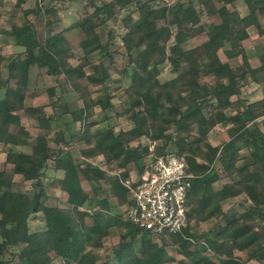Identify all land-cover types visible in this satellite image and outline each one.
Wrapping results in <instances>:
<instances>
[{"label": "trees", "instance_id": "obj_1", "mask_svg": "<svg viewBox=\"0 0 264 264\" xmlns=\"http://www.w3.org/2000/svg\"><path fill=\"white\" fill-rule=\"evenodd\" d=\"M25 1L16 0L18 20L2 29L22 49L8 60L0 52V88H5L0 97V142L7 145L11 163L0 169V264H165L176 260L168 244L184 255L178 264H245L236 250L264 264V129L257 120L264 115V96L252 101L240 97L250 78L264 71V53L261 64L252 67L242 42L251 25L264 32V0H87L86 7L94 8L56 31L51 27L62 18L57 0H37L35 7H24ZM239 2L246 5L245 14L238 10ZM199 7L208 20L202 21ZM41 16L43 38L36 23ZM119 16L120 41L111 30L98 32ZM69 29L81 30L78 57L76 44L65 35ZM189 32L206 34L207 39L187 47ZM171 39L175 42L168 45ZM222 47L230 59L221 58ZM96 52L99 57L92 59ZM74 55L77 63L70 60ZM239 56L243 62L234 64L232 58ZM166 61L176 74L163 80L161 66ZM4 67L6 79L1 76ZM33 67H45L55 77L56 84L45 89L48 103L28 100L41 94L32 87L38 86L37 80L31 81ZM114 72L120 74L115 81ZM113 85L118 86L115 92L109 90ZM89 86H103V93L95 98ZM68 91L75 93L76 107L66 97ZM116 96L133 126L94 129L109 118ZM21 113L48 132L31 139ZM219 123L227 126L230 139L213 144L208 135ZM15 145H30L31 150ZM170 148L185 157L195 175L189 220L216 217L213 235L198 236L189 226L163 231L160 243L125 216L132 200L123 180L135 168L142 172L148 155L156 157ZM243 148L249 150L252 164L240 154ZM98 155L104 156L106 168L92 161ZM50 165L63 170L48 185L62 191L54 205L47 203L50 193L42 180ZM220 165L228 180L216 188ZM107 170L119 173L109 175ZM17 173L32 181V191L15 188ZM84 179L93 190L83 187ZM102 180L110 182L104 196ZM241 194L251 201L249 206L235 215L224 211L223 200ZM37 218L43 223L33 228L31 219ZM113 229L120 239L107 245ZM100 248L106 250L103 257Z\"/></svg>", "mask_w": 264, "mask_h": 264}, {"label": "rangeland", "instance_id": "obj_2", "mask_svg": "<svg viewBox=\"0 0 264 264\" xmlns=\"http://www.w3.org/2000/svg\"><path fill=\"white\" fill-rule=\"evenodd\" d=\"M36 1L37 0H26L25 3L27 6H36ZM169 1V3H173L176 0H167ZM86 2L87 0H57L56 4H59L62 8V10L60 11V15H61V19L58 20L52 27L51 29L53 31L59 30L64 28L65 26H67L68 24H70L72 21L77 20L78 18H80L81 16H83V14L85 13V10H92L94 7H86ZM24 3V4H25ZM219 4V3H218ZM238 10L241 12V14H245L247 12V7L243 2H239L238 5ZM200 10V15L202 18V21H206L208 20V13L206 12L205 9H202V7H199ZM127 10V9H126ZM125 9L122 12L125 13L127 12ZM87 12V11H86ZM121 14V15H122ZM20 15V9L15 5V0H0V52L6 57V59H10V57H12V55H14L17 50H19L20 48L18 46H16L13 42L12 39H10L7 34L5 32H2V29L5 27H10V25L15 22L16 20H18V16ZM120 15V16H121ZM120 16L117 18H113L111 20H109V22L104 25V26H100L98 27V32L100 34H107L108 30L112 31V34L114 35L115 38L120 37V34L122 32V23L120 20ZM34 17V15H33ZM37 26L39 28L40 31V37L43 38L44 34H45V28L43 25V18L41 16V18L39 17L36 20ZM263 26H264V22H263ZM78 31H76L75 35L72 33V41H74V43L76 44V56H80L82 54V50L80 49L79 43H78V39L79 36H81V30L79 31V29H77ZM249 30V36L242 40L243 45L246 47L248 55L250 57L249 62L250 65L252 67H257L261 64V54L264 53V32L261 33L259 31V29L254 26L251 25L248 27ZM68 31V30H67ZM69 34V33H68ZM71 34V33H70ZM7 39H10L9 41H7ZM207 39V35L206 34H202V35H196L193 34L192 32H189L188 34V39L185 43V45L187 47H193L195 45H198L200 43H202L204 40ZM117 42L120 41V38L116 39ZM175 40L171 39V41L169 42L168 45H170L171 43H174ZM10 43H13L11 45H9ZM168 51H170L168 49ZM170 53V52H168ZM219 54L221 56V58L223 60H228L230 59L227 54L225 53L224 47L219 49ZM76 56H72L70 57V60L73 61L74 63L77 62V58ZM99 57L98 52L93 53L91 55L92 59H97ZM117 60L119 63L122 62V58L121 55H117ZM232 62L234 64L237 63H241L243 62L242 57L239 56L237 58H232ZM162 71H161V75L160 77L164 80V79H168L171 78L172 76H174L176 73L173 72L171 64L166 61L163 63V65L161 66ZM31 81L32 84L36 83V80L38 83H36V85L38 86H32L34 88V90H37L38 92H41L40 95H33V96H29L28 100H31L33 103L34 101L36 102H40L41 103H48L51 99H49V95L46 92V88L50 85L56 84V80L54 76H51L49 74H47L46 72L43 73L40 71H36L32 72L31 74ZM1 76L3 77V79H6L8 77V71L7 69H3V72L1 74ZM120 76L119 73L114 72L113 73V80L117 79ZM257 79L253 80L252 78H250L249 82L246 83L243 87H242V92L240 94V97L242 98V100L244 101H252L255 100L259 97L264 96V71H259L257 73ZM114 80V81H115ZM90 90L92 91V94L95 98L98 97L99 94H101V88L103 86H89ZM118 86H111L110 87V91L111 92H115L117 91L116 88ZM122 87V86H121ZM59 90V89H58ZM60 91V90H59ZM5 92V88H0V97H2L4 95ZM31 92V91H30ZM29 92V94H30ZM103 93V92H102ZM75 93L72 91H68L66 94V97L71 100V104L72 107H76L79 104L78 99H75ZM237 95H233L232 98L233 100L237 99ZM30 101V102H31ZM114 102H115V108L113 110H109V118H106L105 121L99 123L98 125H96L94 127V129L98 128V127H102V126H108V125H112L115 127V129L118 131L120 129H128L130 127L133 126L134 122L132 119H130L123 110V107L121 106V100L119 96L114 97ZM240 105L237 103L236 107H239ZM48 112L52 111V107L48 106L47 107ZM101 108L100 106H96V111L100 112ZM22 116V123L30 130L31 132V139H34L39 133H47L48 131L46 129H41L39 128L36 123H34V120L29 119L28 117H26L24 115V113H21ZM101 117V115L99 116ZM258 122L260 123L261 127L264 129V115H261L257 118ZM80 123H78L79 125ZM80 126V125H79ZM55 135V134H54ZM53 135V137H54ZM209 139L213 144H222L223 142H225L226 140L230 139V134L228 132L227 126L224 124H217L216 126L213 127V129L209 132ZM146 137V136H145ZM144 137V138H145ZM143 140V139H142ZM144 142L149 141L148 138H146V140H143ZM84 144V143H83ZM7 145H5L3 142H0V169H8L11 167V163L8 162L6 154H7ZM16 149L21 150H31V146L30 145H21L18 146ZM74 156L78 157V154L74 151ZM240 154L242 155V157L249 162L250 164H252L253 162V158L251 156V154L249 153V150L247 148H243L240 150ZM92 161L96 162V163H104L105 158L104 156H96L94 158H92ZM52 163V162H51ZM106 166V165H105ZM47 173L45 176H43L42 180L44 182V184L46 185V188L48 190V192L50 193L49 199L47 198V202L50 204H56V202H60L59 199V195L62 193V191H60L59 189H50L48 188L49 182L52 180L53 177L55 176H60L63 174L62 170H55L53 165H50V167H48L46 169ZM114 174V171L113 173ZM219 174L221 175L220 178L214 182V186L216 188H220L222 186V184L228 180L223 167L220 165L219 167ZM15 179V188L17 189H21V190H28V191H32L34 189V186L32 185V181L31 180H26L24 179V176L22 174H15L14 176ZM84 183V188L85 189H92V185L91 183L87 180L84 179L83 180ZM109 187V183L107 180H102L101 183V189H100V194L101 196H104L106 194V190L105 188ZM93 190V189H92ZM58 198V199H57ZM251 203V201L248 199V197L244 194L241 195H236L233 197H229L228 200L225 201V203H222V206L224 211L228 212V214L230 215H235L236 212H240L245 210L249 204ZM197 217V216H196ZM43 223L42 220L40 219H31V224L33 228H36L38 224ZM218 223V219L216 217H208L205 218L202 215H199L197 218H194V220H192L191 223V231L198 235L201 236L204 234L205 235H213V228L216 227ZM224 223V221L222 222ZM113 235L111 236L110 239H108L107 241V245L116 244L119 239H120V235L119 232L116 229H113ZM154 238L156 241L162 243L163 239L162 237H160L159 235H154ZM136 244L139 246L140 242L139 239H136ZM109 248H111V246H109L106 250H108ZM167 249L168 252L175 256L176 260H172V261H168L165 264H178L177 260L180 258H184V255L182 253H180L177 249V246L172 245V244H168L167 245ZM105 248H100L98 253L100 254V257H103L104 254L106 253ZM237 254H242L241 256H243L244 259L246 260H250L251 258H249L248 253H242L240 250H236ZM208 254L211 255L213 257V251H208ZM188 259V258H186ZM55 263H58V261H56ZM249 264H259L256 263L255 261L250 260Z\"/></svg>", "mask_w": 264, "mask_h": 264}, {"label": "built area", "instance_id": "obj_3", "mask_svg": "<svg viewBox=\"0 0 264 264\" xmlns=\"http://www.w3.org/2000/svg\"><path fill=\"white\" fill-rule=\"evenodd\" d=\"M195 175L174 148L152 157L138 177L123 180L132 204L125 216L145 230L159 235L191 226L190 189Z\"/></svg>", "mask_w": 264, "mask_h": 264}, {"label": "crops", "instance_id": "obj_4", "mask_svg": "<svg viewBox=\"0 0 264 264\" xmlns=\"http://www.w3.org/2000/svg\"><path fill=\"white\" fill-rule=\"evenodd\" d=\"M15 2H16V0H15ZM24 7H34V6H27L26 5V3L23 5ZM62 10V9H61ZM33 15H34V13H30L29 14V17L31 18V19H33L34 17H33ZM73 22V21H72ZM71 22V23H72ZM69 25V24H68ZM45 31V30H44ZM46 33V32H45ZM69 33V34H68ZM71 33V34H70ZM72 33L75 35V33H76V31L74 30V29H69L68 31L66 30L65 31V35L70 39V40H73L71 37H72ZM39 36H40V31H39ZM44 36H45V34H44ZM41 38V37H40ZM10 39H7V41H9ZM78 42H79V40H77ZM11 44H13V43H10L9 45H11ZM15 44V43H14ZM16 45V44H15ZM16 46H18V45H16ZM20 49L19 50H21L22 49V47H20V46H18ZM18 51V50H17ZM77 51V50H76ZM77 58V57H76ZM73 62V61H72ZM74 63V62H73ZM77 63V62H76ZM3 69H7V67H4ZM35 70L37 71H40V72H42L43 71V73H45L46 72V68L45 67H33L32 68V72H35ZM52 76V75H51ZM40 102H36V101H34V104H39ZM79 126V125H78ZM96 126V125H95ZM94 126V127H95ZM93 127V128H94ZM145 136H142V139L143 140H146V138L147 137H145ZM18 146H21V145H15L14 146V148L16 149ZM153 146H154V144L153 143H151V148H153ZM24 150V149H23ZM24 151H27V150H24ZM28 151H30V150H28ZM98 156H102V155H98ZM150 159H152V155H148L145 159H144V161H143V163L145 162V163H147V162H149L150 161ZM101 164V166L102 167H104V168H106V161H104V163L102 162V163H100ZM63 171V170H62ZM108 171V174L109 175H112L111 173H113V171H114V174H118L119 172V170L118 171H116V170H107ZM17 174H19V173H17ZM140 174V171H139V169L138 168H135V169H133L131 172H130V176H129V178H136V177H138V175ZM63 175V174H62ZM221 176V175H220ZM128 178V179H129ZM124 180H126V179H124ZM218 180V179H217ZM216 180V181H217ZM108 181V180H107ZM90 182V181H89ZM91 183V182H90ZM108 183H109V186H110V182L108 181ZM82 185H83V187H85L84 186V183H83V181H82ZM92 185V184H91ZM60 195H62V193L60 194ZM48 199H49V197H48ZM58 199V198H57ZM59 200V199H58ZM226 200H228V198L227 199H225V200H223V204L225 203V201ZM48 203V202H47ZM58 202H56V204H57ZM50 204V203H49ZM52 205H54V204H52ZM190 207H191V203H190ZM224 207V206H223ZM117 208L118 207H114V210H117ZM214 229V228H213ZM242 255V254H241ZM243 257V256H242ZM244 259V258H243ZM245 260V264H249L250 263V260H252V261H255L256 263H258V261L256 260V258H251L250 260H246V259H244Z\"/></svg>", "mask_w": 264, "mask_h": 264}]
</instances>
